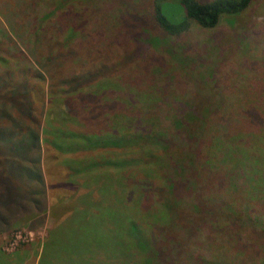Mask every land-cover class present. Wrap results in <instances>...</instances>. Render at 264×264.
Masks as SVG:
<instances>
[{
    "label": "rangeland",
    "instance_id": "obj_1",
    "mask_svg": "<svg viewBox=\"0 0 264 264\" xmlns=\"http://www.w3.org/2000/svg\"><path fill=\"white\" fill-rule=\"evenodd\" d=\"M153 1L68 0L61 5L59 1L54 0H0V74L11 71L17 78L23 72L29 79L34 75L35 69L39 70L34 63L36 54L49 68V57L51 54L55 56L53 50L56 44L65 43L66 39L72 37L78 47L73 53L68 54L66 51L63 54L64 66L61 68L67 70L65 73L80 74L88 66L94 73L95 82H100L101 86H113L111 91L117 90L124 98L123 102L136 100L137 108L145 114L144 121L153 124L152 118H158L159 130L169 136L172 142L174 137L176 143L181 145V155H177L179 159L177 158L175 167L172 147L170 162L168 166L158 169L157 177L159 182H164L167 186H170V182L173 183V179L179 183L176 188L174 186L175 191L170 193L172 212L173 206L176 205L173 199L175 201L176 197L181 205L180 210L193 212L194 199L190 190L193 184L199 185L194 193H200L204 203L209 204L210 200L215 203L214 200L219 197L217 190L206 185L211 181L205 172L204 176L200 177L192 171H201L197 165H202L207 158L220 156L222 143L219 142L218 132L212 124L205 123V120L207 122L212 118L213 121H222V116L227 115L223 111L229 106L227 110L230 111L233 122L228 123L234 125V122L241 121L240 128L255 131L258 143H264V0H254L241 14L224 16L220 24L213 29H204L193 23L189 31L179 36L169 35L157 23L152 11ZM125 5H130L132 9H127ZM57 6L63 7L52 17L51 14L58 9ZM73 29L75 31L71 33ZM35 31H38L39 41L35 37ZM72 34L74 36H71ZM30 82L40 84L35 80ZM44 84L45 86L41 82L38 87L44 86L46 89V83ZM62 88L64 87L60 84L61 96ZM58 99L62 101L61 98ZM1 101L11 109V118L24 129L32 125L25 116L17 117L20 116L18 111L9 105L15 102L13 98L4 97ZM46 101L48 104V97ZM104 102L107 103L108 99H104ZM21 104L27 107V100ZM223 104L226 107L222 106ZM58 105L54 106L52 111L55 116L63 107ZM254 108L255 111H251ZM130 109L128 106L129 113ZM34 110L37 123L41 118L43 121H51V115L47 116L48 111L42 110L38 105L34 106ZM129 113L126 112V115L134 119V124L141 126L140 118L143 117H135ZM147 114H152L153 117ZM189 120L191 126H185ZM4 123L10 122L0 117L1 126H4ZM224 127L219 125V130L222 129L220 135L227 131ZM187 132L194 137L190 144H186V139H183ZM199 137L205 141L211 138L207 143L212 152L211 156L207 153V146L203 147L207 150L203 149L200 154L195 149ZM198 142L200 143V140ZM25 147L29 146L26 144ZM13 157L14 154L7 151L5 145L0 142V184L11 189L12 193L7 201L15 205L21 200L20 196H17L18 193L26 192L28 195L31 188L40 187L37 178L33 175L31 177L29 172L36 166L24 163L22 166L26 173L22 170L18 173L20 176H17L9 166L8 160ZM80 158L77 160H82V157ZM67 161V155L58 156L43 146L38 166L46 185L47 209L36 210L28 195V198L22 201L23 209L25 210L26 206L27 210L23 214L24 220L15 219L5 226L0 223V264H38L49 230L57 221L56 216H65L66 213L68 217L70 213H67L71 209L72 212L76 209L82 213L86 209L91 224L94 219L100 222L101 218L104 219V215L108 214L110 206H113V200L108 199L111 195L108 182H113L112 169H104V178L98 185L103 186L105 192L100 195L102 199L98 203V196L94 199L90 198L88 193L84 195L86 188L81 187L91 176L94 180L87 185L92 184L93 187L98 180L96 174L81 175L73 186L67 185L65 179L60 180V177L64 178L63 170ZM52 171L57 176H53L55 181L50 173ZM144 172L145 169L141 173ZM258 172L264 175V167ZM182 177H185L183 181L180 180ZM141 178L140 174H137V180ZM21 185L25 188L23 192ZM177 189L179 190L176 195ZM132 192H135L133 196L127 186L125 194L117 196L122 198V202L118 201V207L126 215V221L137 219V222H141L143 230L146 228L145 220H148L149 226L154 225L156 234L153 249L155 252L157 248L160 249H157L160 252H157L159 255L155 264H207L215 259L223 262L221 253L227 248L236 251L241 236L246 241L250 238L261 240L263 237L258 235V220L264 218V206L259 204L245 226L237 225L234 213L215 208L210 213L201 215L203 218L197 219L195 225H185V222L181 221V225L174 228L169 219L167 223L162 221V226L155 230L156 224L159 223L155 222L154 211L158 202L166 201L167 195L155 193L149 198L143 195V191L139 194L135 188ZM241 202L240 200L239 203ZM21 209L17 208L18 211ZM100 213L102 216L93 218ZM192 215L198 216L197 213ZM111 219L114 220L113 217ZM98 224L100 223H97V227ZM110 224L112 223L108 226ZM126 225L125 234H128L131 226ZM192 225L193 229L187 227ZM108 226L103 223L101 229L105 228L108 232ZM94 232H97V229ZM100 234L102 238H106L104 232ZM127 248L124 264H138L137 261L143 264L140 254L135 258L131 257L132 254ZM249 251L252 253V249ZM252 254L256 257L258 252ZM249 255L250 253L245 260H251ZM111 256L108 255L107 261L109 259V262H113ZM10 258L15 261L7 262ZM223 258L225 260V257ZM82 261L85 264H94L87 256Z\"/></svg>",
    "mask_w": 264,
    "mask_h": 264
},
{
    "label": "trees",
    "instance_id": "obj_2",
    "mask_svg": "<svg viewBox=\"0 0 264 264\" xmlns=\"http://www.w3.org/2000/svg\"><path fill=\"white\" fill-rule=\"evenodd\" d=\"M56 1H59L62 5L64 1L67 2L68 0H54V2ZM253 1L154 0L152 11L157 23L166 33L171 36H179L189 31L193 23L204 29H213L220 24L224 16H236L245 12ZM63 6H57L58 9L52 12V17ZM124 7L132 9L130 5ZM74 31L73 29L71 33H74ZM35 37L37 41L40 40L38 31H35ZM74 43L72 37L66 39L65 43H57L53 50L55 56L51 54L49 57V61H51L49 68L46 66V62L43 63L35 52L34 63L39 70L35 69L34 75L30 76L29 79L26 78L27 74L23 72L18 76L19 79L14 77L11 71L10 73L7 71L0 74V104H2L0 105V117L4 121L10 122L4 123V126L0 124V142L5 145L7 151L14 154V157L8 161L10 168L17 174L23 170L22 165L24 163L36 166L33 172L40 174L39 178L36 176L37 180L39 179V183H37L40 188L32 190L34 192L29 196L36 210L47 209L48 202L45 181L38 166L42 158L43 146L50 153L58 154V156L67 155V165L63 170L65 172L64 178L60 177V180L65 179L67 185L73 186L81 175L96 174L98 180L95 181L93 187L92 184L87 185V183L93 182V176L89 177L87 181L85 180L81 187L85 186L86 188L84 195L88 193L90 198L94 199L98 196V203L102 199V192H105L104 187L98 185L100 180L104 178V169L106 167L112 169L111 179L113 182H108L111 193L108 199L113 200V203H111L113 206L109 205V212L104 215L106 217L101 218L100 222L94 219V223L91 224V218H88L86 209L83 213L76 209L72 212L73 209H71L67 213V215L70 213L68 217L66 213L65 216L58 217L55 215L57 221L49 230L38 264H85L82 260L86 256L94 264H124L126 247L129 248L132 254L131 257L135 258L137 254H140L143 264H155L160 249L157 248L159 250L156 249V252L153 249L154 234H156L153 230L154 225L149 226L148 220H145L146 228L143 230L141 222H137V219L126 221V215L118 207V201L119 203L122 202V198L117 196H123L127 186L131 189L132 196L135 193L132 192L134 188L139 191V194L143 191V195L149 196V198L150 195L155 193L162 196L167 195L166 201L161 200L158 202L157 209L154 211L155 222L159 223L156 224L155 230L162 226V221L167 223L169 219L173 222L174 228L181 225V221H184L185 225H189V223L195 225L197 219L203 218L202 216L210 213L215 208L234 213L235 220L238 222L237 225L245 226L246 222H249L253 217L256 206L258 204L264 206V175L258 172L260 169L262 171L264 167V143H258L255 131L240 128L241 121L234 122V125L228 123L229 121L233 122L232 115H229L230 111L227 110L229 106L223 111L227 115L222 116V121H213L212 118L208 119L207 122L205 120V123L212 124L215 131L218 132L219 142L222 143L220 156H211L212 152L207 146L211 138L205 141L199 137L200 143L199 140L196 141L195 146L197 147L195 149L200 154L205 149L203 147L207 146L208 150H205L211 157L204 160L205 162L202 165H197L201 171L198 172L194 169L192 171L200 177L204 176L205 172L210 177L209 181H211L206 185L217 190L219 197L214 200L215 203L212 200L209 201V204L204 203L200 193L199 195L194 193L199 186L195 183L190 188L191 196L194 199L193 212L180 210L181 205L178 204L177 197L175 201L173 199L176 205L173 206L172 212L170 193L175 191L174 186L176 188L179 183L173 179V183L170 184L171 182L168 180L170 186H167L168 184L159 182L157 176L158 169L168 166L172 147L175 155L173 167H175L179 159L177 155H181V145L176 143L174 137L172 142L169 136L161 129L159 130L157 125L159 119L153 117L152 114L147 115L153 117V124L144 121L145 114L140 108H137L136 100L123 102L124 98L120 96L117 90L111 91L113 86H101L100 82H95L93 80L94 73L91 72L92 69L88 66L82 72L80 70V74L65 73L67 70L61 68V66H64L63 54L66 51L68 54L73 53L78 47ZM60 73H63V75H60ZM32 80L40 84L42 82L44 86V83H46L47 91L44 86L43 88L38 87L40 84L30 82ZM60 84L64 87L62 88V96L59 93ZM4 97L15 100L14 103L9 105L16 108L20 115L17 117L25 116L29 119L32 123L29 128L24 129L21 124L11 118V109H8L7 104L1 101ZM46 97H48V104ZM58 98H61L62 101ZM104 99H108V102H104ZM26 100L27 107L21 104ZM35 105L48 111L47 116L51 115L50 122H47V119L43 121L42 118L38 123L37 120L35 121ZM56 105L63 107L61 112L55 116L52 111ZM128 106L131 107L130 113L127 110ZM222 106L226 107L225 104ZM255 109L251 111H255ZM126 112L135 117L137 115L143 117L140 118L142 119V125L136 126L134 119L127 116ZM219 125L225 126L224 128L227 130L223 135H220L222 129L219 130ZM185 126H191V121H187ZM185 134L186 137L183 139H186V144H190L191 139H194V137L192 138L188 132ZM26 144L29 147H25ZM192 153H194V150ZM80 157H82V160H77ZM144 169L145 172L142 174L141 172ZM140 170L141 172H139ZM50 173L52 177L55 176L53 171ZM137 174H140L141 180H137ZM55 177H53L54 181ZM184 179L185 177L180 178L182 181ZM181 185L185 186L182 183ZM178 190H176V195ZM11 193V189L0 184L1 207L10 204L7 199ZM245 196L250 198H245ZM27 198H24V200ZM21 200L15 204L17 208L24 205ZM240 200L241 203H239ZM192 213H197L198 216L194 217ZM96 215L93 218L99 217L101 213ZM112 217L114 220L111 219ZM110 222L112 224L108 226ZM97 223H100L98 227ZM101 223L110 227L108 232L105 228L101 229ZM126 224L131 226L128 234H125ZM194 225L187 227L193 229ZM258 228L260 233L258 235H263L261 240L250 238L246 241L241 236L236 251L226 247L227 249L221 253L220 257L223 262L215 259L207 262V264H264V218L258 220ZM95 229H97V232H94ZM237 229L240 228L237 227ZM101 232L105 233L106 238L100 236ZM251 249L252 253L258 252L256 257L249 251ZM228 253H231L234 257L232 255L226 256ZM249 253L251 260H245ZM109 254L112 255L110 259L113 262H109V259L107 261ZM223 257H225V260ZM10 261L15 260L12 258L7 260V262ZM136 263L141 264L139 261Z\"/></svg>",
    "mask_w": 264,
    "mask_h": 264
},
{
    "label": "crops",
    "instance_id": "obj_3",
    "mask_svg": "<svg viewBox=\"0 0 264 264\" xmlns=\"http://www.w3.org/2000/svg\"><path fill=\"white\" fill-rule=\"evenodd\" d=\"M13 170V169H12ZM25 170L26 169H23V171L22 172H25ZM29 171V170H28ZM34 171V168L33 169H30V175H31V177H32V175H33V177H36V176H38V178L40 177V174H37V172L36 173H34L33 172ZM15 172V171H14ZM26 173V172H25ZM15 174L17 175V176H20V175H18L16 172H15ZM37 174V175H36ZM38 182H39V179H38ZM40 187V186H39ZM10 189V188H9ZM20 189H21V191H24L25 190V188H24V186H20ZM32 190H34L33 188H31V190H29V192H28V195H32V193L34 192H32ZM19 194V193H18ZM25 194V195H24ZM28 195L26 194V192H24V193H22V194H19V196H20V198L22 199V200H24V198H26V197H28ZM18 196V195H17ZM22 200H21V202H22ZM48 200V199H47ZM20 202V201H19ZM19 202H17V203H19ZM19 208H22L20 211H18L17 210V206H15V205H12V204H9L8 206H6V207H0V223L1 224H4V226L5 225H7V223L9 222H12L13 220H15L16 219V221H23L24 219H25V216L23 215V214H25V212H27V210H26V206H25V210L23 209V207H19ZM1 209H3V210H1ZM5 210V212L3 213V211ZM24 210V211H23ZM22 215V216H21ZM31 221H32V219H31ZM8 223V224H9ZM3 226V227H4Z\"/></svg>",
    "mask_w": 264,
    "mask_h": 264
}]
</instances>
